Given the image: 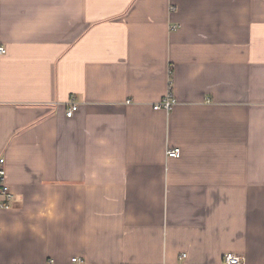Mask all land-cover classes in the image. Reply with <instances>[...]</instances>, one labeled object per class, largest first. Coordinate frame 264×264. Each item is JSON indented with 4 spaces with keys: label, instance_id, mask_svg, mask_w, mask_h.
Returning a JSON list of instances; mask_svg holds the SVG:
<instances>
[{
    "label": "crops",
    "instance_id": "0c3cea01",
    "mask_svg": "<svg viewBox=\"0 0 264 264\" xmlns=\"http://www.w3.org/2000/svg\"><path fill=\"white\" fill-rule=\"evenodd\" d=\"M0 45V264H264V0H0Z\"/></svg>",
    "mask_w": 264,
    "mask_h": 264
},
{
    "label": "built area",
    "instance_id": "2783aa9c",
    "mask_svg": "<svg viewBox=\"0 0 264 264\" xmlns=\"http://www.w3.org/2000/svg\"><path fill=\"white\" fill-rule=\"evenodd\" d=\"M5 47L0 45V55L5 54ZM176 103L174 97L171 93L163 99L161 102L154 105V109H164L169 111L172 109L174 104ZM78 109V104L72 99L69 102L67 116L72 117L76 110ZM166 155L168 158H178L181 156V148L179 147H169L166 151ZM0 197H2V201L0 203V209H10L12 207L11 202L14 200V194L12 193L6 177V167H5V158L0 157ZM73 262H80L79 258H73ZM224 264H243L242 257L232 252H227L223 256Z\"/></svg>",
    "mask_w": 264,
    "mask_h": 264
}]
</instances>
